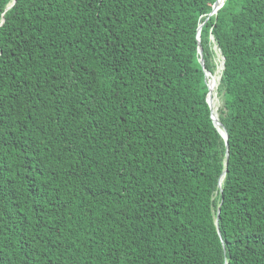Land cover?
<instances>
[{
    "label": "trees",
    "instance_id": "1",
    "mask_svg": "<svg viewBox=\"0 0 264 264\" xmlns=\"http://www.w3.org/2000/svg\"><path fill=\"white\" fill-rule=\"evenodd\" d=\"M215 1L0 0V264H264V0Z\"/></svg>",
    "mask_w": 264,
    "mask_h": 264
},
{
    "label": "water",
    "instance_id": "2",
    "mask_svg": "<svg viewBox=\"0 0 264 264\" xmlns=\"http://www.w3.org/2000/svg\"><path fill=\"white\" fill-rule=\"evenodd\" d=\"M14 1H15V0H14ZM218 2H219V0H216V1H215V3H214V5H213V8H212L211 12L208 14V16L206 17L205 21H204L203 23L200 24V26H199V28H198V35H197L198 40H200V30H201L202 26L208 21V19H209L212 15H214V14L217 13L218 9H219V8L223 5V3H224V2H223L221 5L218 6ZM199 54H200V62H201L202 66H203V69H204V71H205V77L208 78V73H210V72H208V71L205 69V66H204V59H203V56H202V55H203V54H202V48H201V47L199 48ZM223 63H224V62H223ZM207 82H208V81H207ZM208 88H209V91H208V94H207V102H208V104H209V106H210L211 117H212V120H213V122H214V125L218 128L219 132L222 134V136H223V137L225 138V140H226V145H227V153H226V155H227V157H228V146H229V145H228V141H227V139H228V134H227L226 129L223 127V124L220 122L218 116H217V118L214 117L213 108H212V104H211V101H210L211 91H210L209 84H208ZM220 128H221L223 131H222ZM225 172H226V170L223 171V173H222V175H221V179L223 178ZM219 185H220V184H219ZM220 210H221V209L218 208V212H217V221H216L217 226H218V217H219V215H220Z\"/></svg>",
    "mask_w": 264,
    "mask_h": 264
},
{
    "label": "rangeland",
    "instance_id": "3",
    "mask_svg": "<svg viewBox=\"0 0 264 264\" xmlns=\"http://www.w3.org/2000/svg\"><path fill=\"white\" fill-rule=\"evenodd\" d=\"M216 61H217V68H216V72L213 75H216L218 77V80H220L221 71L223 69V57L221 55V52L218 49H217ZM220 103H222V100L220 96L218 95L217 89H216L214 97H213V102L211 101V104H213L212 108L215 109L217 116H218L219 106L221 105Z\"/></svg>",
    "mask_w": 264,
    "mask_h": 264
},
{
    "label": "bare ground",
    "instance_id": "4",
    "mask_svg": "<svg viewBox=\"0 0 264 264\" xmlns=\"http://www.w3.org/2000/svg\"><path fill=\"white\" fill-rule=\"evenodd\" d=\"M224 0H219L218 2V6L221 5L223 3ZM218 83H219V80H218V77L216 75H213L211 73H208V84H209V87H210V91H211V101L213 102V97H214V94H215V91L217 89V86H218ZM221 104V103H220ZM213 105V104H212ZM220 107V106H219ZM213 113H214V117L217 118V115H216V112H215V109H213ZM221 129V128H220ZM222 130V129H221ZM223 131V130H222ZM221 185V184H220ZM220 187V186H219Z\"/></svg>",
    "mask_w": 264,
    "mask_h": 264
}]
</instances>
